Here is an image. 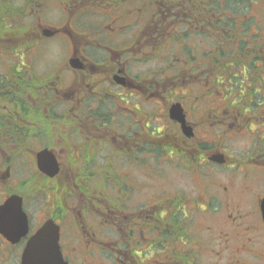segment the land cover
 <instances>
[{"label":"flooded vegetation","instance_id":"1","mask_svg":"<svg viewBox=\"0 0 264 264\" xmlns=\"http://www.w3.org/2000/svg\"><path fill=\"white\" fill-rule=\"evenodd\" d=\"M253 6L21 1L23 47L0 70V204L20 195L27 231L0 232V264H21L47 220L66 264H264Z\"/></svg>","mask_w":264,"mask_h":264},{"label":"water","instance_id":"2","mask_svg":"<svg viewBox=\"0 0 264 264\" xmlns=\"http://www.w3.org/2000/svg\"><path fill=\"white\" fill-rule=\"evenodd\" d=\"M38 154V164L42 168L41 161L50 159L48 154ZM48 167L54 169H43L49 175L56 172L53 162H48ZM12 235L7 234V230ZM27 229L25 215L21 210V198L11 195L0 205V232L5 233L11 240L17 239ZM57 227L52 221L46 222L28 240L22 255L21 264H65L57 250Z\"/></svg>","mask_w":264,"mask_h":264},{"label":"rangeland","instance_id":"3","mask_svg":"<svg viewBox=\"0 0 264 264\" xmlns=\"http://www.w3.org/2000/svg\"><path fill=\"white\" fill-rule=\"evenodd\" d=\"M21 1L22 0H14V4L19 6L21 5ZM250 1V0H249ZM231 3V2H230ZM230 5V4H229ZM21 10V9H19ZM252 13L254 16V19L262 18L264 19V4H263V0H254V6L252 7ZM21 20H22V15L21 12L18 11L16 12L14 18H12L11 23L13 26V29H16L15 32L13 33H0V70H3L5 67V62H6V57L8 55V53L11 51V48L15 50L18 49V47H20L22 49L23 45L22 42L25 40V35H21V33L19 35L15 34L16 32L20 31L21 28ZM21 45V46H20ZM53 46H56V44H53ZM12 52V51H11ZM12 59V63H16L17 61L14 60H20L21 55L18 56L16 55V53H13V55H11ZM41 64L43 65L44 63L41 62Z\"/></svg>","mask_w":264,"mask_h":264},{"label":"trees","instance_id":"4","mask_svg":"<svg viewBox=\"0 0 264 264\" xmlns=\"http://www.w3.org/2000/svg\"><path fill=\"white\" fill-rule=\"evenodd\" d=\"M18 10L19 8L15 6L14 0H0V27L6 25V21L10 22ZM0 31L2 34L5 32L3 28H0Z\"/></svg>","mask_w":264,"mask_h":264}]
</instances>
